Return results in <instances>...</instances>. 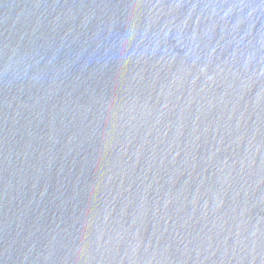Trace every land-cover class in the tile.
Wrapping results in <instances>:
<instances>
[{"label": "water", "instance_id": "obj_1", "mask_svg": "<svg viewBox=\"0 0 264 264\" xmlns=\"http://www.w3.org/2000/svg\"><path fill=\"white\" fill-rule=\"evenodd\" d=\"M0 264H264V0H0Z\"/></svg>", "mask_w": 264, "mask_h": 264}]
</instances>
